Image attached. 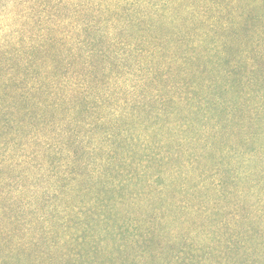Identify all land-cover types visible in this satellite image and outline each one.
Masks as SVG:
<instances>
[{
	"label": "trees",
	"instance_id": "16d2710c",
	"mask_svg": "<svg viewBox=\"0 0 264 264\" xmlns=\"http://www.w3.org/2000/svg\"><path fill=\"white\" fill-rule=\"evenodd\" d=\"M0 264H264V0H0Z\"/></svg>",
	"mask_w": 264,
	"mask_h": 264
}]
</instances>
